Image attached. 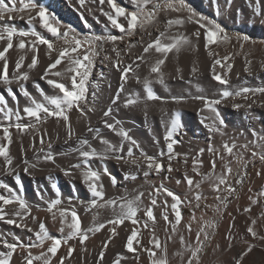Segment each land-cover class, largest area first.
<instances>
[{"label":"bare ground","instance_id":"1","mask_svg":"<svg viewBox=\"0 0 264 264\" xmlns=\"http://www.w3.org/2000/svg\"><path fill=\"white\" fill-rule=\"evenodd\" d=\"M189 1L197 9L210 15L223 29L224 27L232 30L246 29L255 37H264V0H230V2L229 0H215V3L213 0ZM259 1H261L260 9L257 6ZM5 2L8 3L9 0H5ZM36 2L45 6L58 20L59 16L55 10L75 25L89 32H120L117 30L118 28L112 26L108 16L105 15V13H109L114 17L116 16L115 10L107 2L103 5L99 3V0H84L83 5L80 4L79 0H36ZM114 2L128 11H133L130 10L133 8L131 0H114ZM19 6V3H17V7ZM217 6L219 11H217ZM183 14L175 13L172 17H168L170 14L168 16L161 14L152 24L146 25L145 31L142 32L138 28L135 35L126 36L123 41L109 42L105 46L90 81L87 106L83 102L81 103V107L85 109V115L82 116L75 108L67 113L73 130L71 136H69L68 129L62 119L48 117L46 120L36 121L34 118L26 116L23 109L31 104L30 98L23 94L18 83L13 82L10 85L13 95L7 91L9 86L0 82V95L5 97L8 107L13 110H20L21 120L19 122L34 125L27 131L21 132L14 127L17 122L15 116L9 120L3 113H0V144L6 145L8 154L13 161L12 165H5L4 158L0 157V181H3L14 192L22 196L30 210V215L20 210L23 215V219H21V217L12 215L13 212L19 210L18 204L13 203L3 206L8 215L0 220V252L8 251L3 245V240L15 243L17 242L15 238L18 237L20 243L28 244L31 237V241L35 242L34 232L39 231V223L43 221L50 236L61 239L56 254L53 256L48 253L51 264H60L61 257H64L63 264H98V262L99 264H113L117 259H119V264H152L154 259H160L165 255V249L168 264H184L191 252L188 246L190 245L194 249L196 234L192 229L191 232L188 231L187 226L189 223L183 216L182 202H193L196 200L197 193L202 196L217 191L213 184H211L213 189H210L208 180L202 178L203 174L212 171L211 161L213 159L216 160L214 176H218L226 172V164L231 168L238 157L235 153L227 154L221 148L219 149L220 155L207 151L209 143L216 140L218 133L209 132L206 125L212 122L213 114L204 108L201 100L195 99V97L204 95L210 99H219V94L225 88L234 92L245 87L249 89L264 87V43H258L254 38L245 42L242 39L228 37L227 41H220L209 45V48L205 49L203 30H201L200 39L196 40L193 33L199 26L194 23H186L178 30L190 36L195 47H186L178 55L168 54V58L162 66L165 83L156 82V74H152L150 85L153 92L161 99L147 100L143 83L137 82L133 74L134 71L137 72L142 81L145 76L149 75L148 65L160 58V54L155 53L154 50L143 54V46H146L150 39L147 33H152L151 39H154L158 35L156 29L159 28L160 31H163L167 19L188 15ZM21 15H23V18L14 13L11 20L6 16L5 21L0 23L6 22L18 31H31L35 27V30L46 38L50 40L54 38L51 33L42 27L39 18L33 21V24H29L28 14ZM32 15H35V13L33 12ZM117 22L127 28V22L123 17H118ZM68 29L59 25L61 32ZM172 31L175 32L177 29ZM224 34H226L225 30ZM141 36H143V46L136 43ZM24 39L26 41L25 49L17 47L19 37H14L13 48L5 54L8 59L9 76L11 77L13 73L15 62L23 55L25 59L20 71L28 72L29 79L22 81V83L30 96L38 102H43L44 95L50 97L62 95L58 89H54L47 83L46 79H41V77L47 66L55 60L58 54L56 50L64 46L63 41L54 42V50L51 58H49L46 45L37 44V50L34 53L30 50L28 43L34 37H25ZM130 41L136 46L128 51L126 46ZM241 44H243L242 48ZM6 46V40L0 41V51ZM114 47L120 52L119 57L112 50ZM84 49L86 47L83 46L81 52ZM209 51H212L221 59L225 56L229 57L227 61L222 60V63H230L232 65L231 70L221 68L219 65L215 69L216 73L227 78L228 85H220L218 81L213 79L212 64L214 57L208 55ZM141 54L145 55L148 64L136 60V64L140 65L139 69L137 70L135 64L133 65L126 81L123 82L124 91L120 92V99L116 100V104L113 105L112 101L122 84V73L118 70L117 61H119L120 67H123L132 64V61ZM33 55L37 57V66L28 69L27 65L31 62ZM248 60L251 61V64L248 65L249 71H245ZM2 63L3 61H0V65ZM67 66L68 62L65 60L51 71L63 72ZM193 67L197 69L196 72L192 71ZM178 69L179 71H177ZM48 78L64 82L69 87L71 85L68 76L53 77L49 75ZM135 94H139L141 102L135 106L125 107L124 102L128 96H135ZM173 97H183L184 99L181 102H176ZM236 103L242 104L243 107L239 109L233 107ZM248 105H251V107H248ZM109 107H112L113 111L109 117H104L103 112ZM89 108L94 110L88 111ZM216 108L219 111L220 118L224 121L223 131L225 134L233 133L243 137L241 141L239 140L240 143L234 140L238 147L247 144L250 149L253 148L250 156L248 154L250 158L253 157V152L257 153L259 151L261 155H264V147L255 146L256 143L264 145V142H262L264 140H258V137H254L252 134V131L255 130L259 137H264V94L257 93L255 96L249 94L247 100L241 97L226 98L216 105ZM145 109L147 115H145ZM174 112L179 113V123L181 125L178 133L174 135V139L178 143L173 145L174 152L179 155L172 159L173 171L169 173L166 171L168 141L165 137L171 127L170 117ZM105 119L109 122L119 121L117 128L126 130L131 139L137 142L138 147H133V156L128 158L129 162L124 163L112 158L101 160L94 157L89 160L87 166L82 165L81 169H71V174L65 175L61 168L69 169L70 165L79 163L83 159L79 155V150H90L87 145L79 143L80 139H87L91 147L96 148L97 151H102L104 148L99 139H93L95 133L87 132L89 124L92 128L99 130L100 137L113 144H119L123 140L116 132L105 126L103 122ZM10 124L13 126L9 127ZM4 127L9 128L10 144L8 140L3 138ZM45 133L47 134L45 135ZM41 140H43V143H41ZM123 142L124 154H126L127 148L131 145L130 141ZM230 142L228 143L231 144ZM49 144L51 147H49ZM202 148L205 151L200 154L199 150ZM141 151L148 156L155 157L164 164L165 170L159 174L152 170L145 177L143 173L148 170L147 162L141 156ZM46 153L53 155L55 163L44 160ZM220 156H223V159H220ZM25 159L30 164H37V167L29 168L28 172H25L23 163ZM133 159L137 161V164L131 163ZM185 159L187 160L186 163ZM194 160L196 161L195 164ZM57 165L60 167H57ZM87 167L101 173L107 167L108 172L116 178L117 183L113 186L108 175L101 176V182L105 190L104 200L124 196L132 198L139 192L144 193L139 204V211L134 218L138 223L133 224L131 220H125L122 224L116 226L117 234L113 236L110 229L114 226L107 223V221L115 218L116 212L119 210L118 205L116 212L113 211L112 207L101 208L99 206L89 211L85 210L92 197L80 173L81 170H86ZM194 167L200 175L197 174V171H193ZM9 168L14 169V172L10 173ZM126 173L134 174L137 178L135 180H125ZM17 175L19 176V182L16 179ZM185 176L193 180L191 186L187 184ZM177 181H180V183H177ZM53 184L56 185L55 189L52 187ZM161 184L181 200L178 209L181 212L182 219L175 226V232H173L175 214L170 207L173 203L172 198L168 197L163 191L158 195L154 194L153 197H149V193L154 191L153 186L158 188ZM197 184L199 187H197ZM242 189L241 199H237V204L226 210L215 239L200 264H237L239 254L246 250L249 245L253 246L252 251L243 259L241 264H261V262H264V239L260 238L264 237V162L255 166L249 172ZM57 190L59 191V197L57 196ZM0 194L9 195L3 188H0ZM57 198L61 200V204L53 209V212L56 213V218L53 219L52 213L47 211L48 203L46 201ZM152 198L157 200L156 206L151 205ZM165 200L168 202L167 210L163 206ZM98 203H103V201ZM149 207H152L155 223L145 215V210ZM73 208L80 219L82 230L93 226L94 216H96V224H105L104 228L98 232H88V239L84 241V244L79 243L78 236L68 240L67 243L63 242V238L70 231L66 224L71 223V215L69 214L66 217L64 231L61 232L62 225L59 210L67 209L70 213ZM246 209L250 210L246 211ZM164 214L168 215L170 223L163 219ZM33 216L37 218L35 221L32 219ZM10 218L15 219L19 224L27 225V227H17L16 224L6 223ZM243 218L248 219V222L251 219L256 221L255 224L251 222L253 230L257 233L256 237H253L247 231L248 225H246V222L242 223ZM144 222H147V227L144 226ZM28 228H32L34 231L29 232ZM133 230L137 232V237L133 241L134 251H128L126 247L127 237L131 235ZM181 235L184 236V243H181ZM110 237L111 240H109ZM154 238H158L160 241L161 247L159 249L153 243ZM105 243L108 246L103 249L105 255L103 260H100L99 253ZM51 244L52 240H47L44 242L43 248L33 247L28 250L34 256L39 255L41 251H46ZM69 248L73 249L71 255L68 254ZM149 249L154 251L156 255L152 256L148 251ZM28 250L17 247L11 257L10 264H27L24 257L27 255ZM32 264H42V262L33 260Z\"/></svg>","mask_w":264,"mask_h":264},{"label":"snow or ice","instance_id":"2","mask_svg":"<svg viewBox=\"0 0 264 264\" xmlns=\"http://www.w3.org/2000/svg\"><path fill=\"white\" fill-rule=\"evenodd\" d=\"M80 4H84V0H79ZM105 2L115 10L116 16H112L109 13H105V15L108 16V19L111 21V24L113 27L118 28L121 33H124L126 36L131 37L135 35L136 29L139 28L142 32L145 31V27L147 24H152L156 20V14L163 10L165 12L172 11L179 13L181 11H185L188 13L186 17L177 16L176 18H169L165 22L164 30L160 31L159 28L156 29L158 32V35L155 36L154 39H151L152 33H147L149 36V42L146 46H143V36L140 37V40L136 43H139L143 46V54L149 53L150 50H154L155 53L160 54V58L156 59L154 63L149 64V75L145 76L143 80L141 81L140 76L137 72L134 71V78L137 80V82H141L144 85V90L146 92V99L147 100H159L161 99L159 96H157L154 92L152 87L150 86L152 83V74H156L155 79L156 82L160 84H164V73L162 72V66L165 64L166 59L168 58L169 53L179 54L183 49L186 47H195L192 42V38L183 32H180L178 29L182 28L186 23H194L198 25V29L193 33V36H195L196 40L200 39L201 36V30H203V37L205 40V49L209 48V45L216 44L220 41H227L229 38L226 34H224V29L216 23L214 20L209 19L203 15H200L196 13L191 7H189L184 0H165L164 4L162 5L160 3V0H131V3L135 10L128 11L126 8L119 6L117 3L114 2V0H99V3L103 5ZM215 3V0H213ZM230 2V0H229ZM17 3H19V7H17ZM151 4L152 9L150 11H146V7ZM217 11H219V7L217 6ZM35 13V15H32V13ZM20 15V18H23V15L21 14H28V23L33 24V21H36L37 18H39V23L42 25L43 28H45L49 33H51L52 37H55L56 40H62L63 41V47L60 49H57V56L55 60L50 63L47 68L44 71L43 76L41 79H46L47 83L51 85L54 89H58L59 93H62V95H55V96H43V102H38L35 98H32L28 91L24 89L22 81H27L29 79L28 72H21V67L23 64V61L25 59V56L21 55L19 59L15 62V67L13 70V73L11 77L8 74V59L6 58V53L9 51V49L13 48V38L19 37V43L17 47L19 49H25L26 47V41L25 37H34L31 41H29V47L30 50L34 53L37 50V44L46 45L48 49V55L49 58H51L52 52L54 50V42L45 36L41 35L39 32L35 30V27L31 31H18L14 26H11L9 24L0 23V41L6 40L7 46L3 48L2 51H0V61H3L2 65H0V82H2L4 85L9 86L7 88V91L10 94L12 93V89L10 85L13 82H16L19 84L21 90L23 91V94L26 97H29L31 100V104L29 106H25L23 109V112L26 116L34 118L36 121L46 120L48 117H57L59 119H62L65 122L66 128L68 129V134L71 136L73 134V130L71 128V124L69 123V116L67 113L74 108L83 116L85 115V109L84 107H81V103L83 102L85 106H87V97L86 93L88 91L87 84L89 81V76L91 74V70L93 67V57L97 55L95 51V46L98 42H113L115 43L117 40H124V36H114V35H108L106 37L102 36H95V35H86L83 37H78L74 30L69 27L67 31L61 32L59 30V20L58 18L50 13L48 9L37 3L36 0H9L8 3L5 2V0H0V22L5 21V17L9 20L13 18V14ZM118 17H123L124 20L127 22V28L121 23L117 22ZM56 26H53V25ZM173 29H177V31L173 32ZM243 41H248L247 36H243ZM84 45H87L88 47L81 52V49ZM136 44L132 43L131 41L127 44L126 48L128 51H130L133 47H135ZM243 47V44H241V48ZM114 52H116L117 57H119L120 52L114 47L112 49ZM141 54L140 56H137L133 61L132 64L120 67L119 61H117V67L118 70L122 73L121 75V87L119 92H117L115 99H113L112 104H116V100L120 99V92L124 91V84L123 82L126 81L128 77V73L130 70L133 69V65L135 64L136 69L138 70L140 65L136 64V60H140L142 63L148 64V61L145 57V55ZM209 56L214 57V62L212 64V70H213V79L218 81L220 85H228L229 81L227 78L222 77L220 74L216 73L215 69L217 65H219L221 68H227L228 70H231L232 65L230 63H222L223 61H227L229 59L228 56L221 58H218L216 54H214L212 51L208 52ZM67 61L68 66L64 69L63 72L61 71H51L52 69H56L58 65L62 63V61ZM38 60L36 55H33L31 58V62L27 65L28 69H33L37 66ZM251 64V61L248 60L246 62L245 71H249L248 65ZM179 71V69L177 70ZM193 72H196L197 69L193 67ZM49 75L53 77H62V76H68L71 85L66 86L64 82H59L55 79H49ZM257 93L264 94V87L256 88V89H249V88H242L237 91H229L227 88L222 90V92L219 94V99H210L207 96L200 95L195 97V99L201 100L204 104V108L207 109L212 115V122L210 124H207L206 127H208L210 133H219L221 136L225 135V132L223 131L224 121L220 118L219 111L216 108V105L220 104L224 99L230 98V97H241L244 100L249 99V94L252 96H255ZM43 95V93H42ZM184 98L183 97H173V100L176 102H181ZM140 96L139 94H135V96L129 95L126 101L124 102V106H135L139 104ZM255 102V101H253ZM233 107L239 109L243 107L242 104L236 103L233 105ZM248 107H251V105H248ZM94 109L89 108L88 111H93ZM113 111L112 107H109L107 110L103 112L104 117H109ZM203 111V109H202ZM0 113H3L5 117L9 120L13 116L16 118V123L14 124V127L21 131H27L30 127H34V125L31 124H23L19 121L21 120L20 110L16 109L13 110L12 108L8 107L7 102L5 100V97L3 95H0ZM44 114L43 116L41 114ZM145 115H147V111L145 109ZM171 119V127L168 129L166 134V141L167 148H168V154L167 159L168 163L166 166L167 172H172V164L171 161L175 156H178V153H175L173 150V145L178 143L177 140L174 139V135L178 133L181 125L179 123V113L174 112ZM218 121V124H217ZM104 124L109 129L116 132L117 135L121 136L123 140L119 144H113L110 141L102 138L99 136V130L94 129L90 126L87 127V132L89 133H95L93 136V139H99L100 143L104 145V148L102 151H97L96 148L91 147L89 144V141L87 139H80L79 143L81 145H87L90 150L84 151L79 150V155L83 159L76 164H72L69 166V169L61 168V171L64 172L65 175L71 174V169H81V166H87L89 160L92 158H99L101 160H107L109 158L115 159L117 161H123L124 163H128V158L133 156V147H138V144L135 140H132L129 136L128 132L124 130L123 128H117V125H119V121L109 122L107 119H105ZM203 122V121H202ZM13 125H9L11 127ZM4 133V139L8 140V143H11V138L9 134V128L4 127L3 128ZM47 133H45L46 135ZM252 134L254 137H258V140H264V137H259L258 134L255 132V130L252 131ZM123 141H130V145L127 148V152L125 153L124 148V142ZM41 143H43V140H41ZM256 147H264V145H261L260 143H256ZM49 147L51 145L49 144ZM240 147L247 148L248 145H240ZM222 148L227 154H233V150L237 148V144L235 141H233L231 144H229L227 141H225L222 145ZM205 151V149H200L199 152L202 154ZM207 151L210 153H215L217 155H220V150L214 148L211 144L209 145ZM253 156L257 155V153L253 152ZM163 155V153H162ZM141 156L144 157L145 161L147 162V169L144 171V176L147 177L150 173V171L155 170L158 174L161 171L165 170V165L159 162L155 157L148 156L146 153L141 151ZM0 157L4 158L5 165H12V158L9 156L7 147L4 144H0ZM220 159H223V156H220ZM261 159L264 160V155L261 156ZM45 161H51L52 163H55V159L51 153H46L44 155ZM187 160L185 159V163ZM25 167L24 171L28 172L29 168H36L37 164H30L26 159L23 161ZM132 164H137V161L135 159L131 160ZM196 161L194 160V164ZM202 164V162H200ZM212 171L203 174L202 178L205 180H212L213 178L218 181V184L214 185L215 190L219 191V185L226 184V177L227 174H230L232 169L225 165L226 172L222 175L214 176V170L216 168V160L213 159L211 161ZM57 167H60L57 165ZM8 171L14 172V169L9 168ZM193 171H197V169L194 167ZM81 176L83 178V182L87 185L88 191L91 194V201L86 207V211L91 210L92 208H95L97 206L103 208V207H112L113 211L116 212V207L118 205V212H116V216L114 219L107 221V223L112 224L114 227L110 229L113 236H115L116 233V226L119 224H122L125 220H131L133 224L138 223L136 219H134L137 215V212L139 211V204L141 202V198L143 197L144 193L139 192L137 195H135L132 198H128L127 196L119 197V198H113L104 200L105 196V190L104 185L101 182V176L102 175H108L111 180V184L113 186L116 185L117 181L114 176L111 175V173L108 172L107 167L103 169V172L94 171L91 169V167H87L86 170H81ZM197 174L200 175V173L197 171ZM259 175V173H257ZM137 177L134 174L126 173L124 176L125 180H135ZM17 182H19V176H16ZM185 179L187 181V184L191 186L193 184V180L187 176H185ZM177 183H180V181H177ZM237 183H242V180H237ZM52 187L55 189L56 185L53 184ZM197 187L199 185L197 184ZM0 188L5 189L8 192V196H5L3 194H0V201H2V205H0V220H3L5 215H8L4 211V205H10V204H18L19 210L12 213L13 216H18L23 219L22 212L20 210H23V213H26L30 215V210L28 208L27 203L22 198V196L18 195L16 192H14L7 184H5L3 181H0ZM154 191L149 193V197H153L154 194L158 195L161 191L167 194L168 197L172 198L173 203H171L170 207L173 210L175 214V224H173V232H175V226L178 225L182 219L181 212L178 209V205L181 203V200L178 196H176L172 191L168 190L167 188H164L161 184L158 188L153 186ZM227 190L229 192L234 191L235 189L228 186ZM57 196L59 197V191L57 190ZM196 200L199 201L201 199V196L199 193L196 194ZM43 199V197H42ZM217 199H220L217 197ZM99 201H103V203H98ZM118 201H120L118 203ZM48 203L47 211L52 213L53 219L56 218V213L53 212L54 208H57L58 205L61 204V200L59 198L46 201ZM151 205L156 206L157 200L155 198L151 199ZM163 206L165 210H167L168 202L165 200L163 202ZM250 209H246V211H249ZM59 214L61 217V229L60 231H64L65 221L66 217L70 214L71 215V223H67L66 226L70 229L68 235L63 238V242L67 243L68 240L74 239L77 236L79 237V243L84 244V241L88 239V232H98L100 229L104 228V223L96 224V216L93 218V226L87 228L86 230L81 229V222L79 217L77 216V213L75 209L73 208L70 213L67 209H60ZM145 215L148 217L149 220H151L153 223H155V216L153 214L152 207H149L145 210ZM33 221H35L37 218L32 217ZM163 219L166 222H169V218L167 214L163 215ZM193 219L195 217L193 216ZM8 224H16L17 227H27V225H22L16 222L15 219H8L6 221ZM170 223V222H169ZM208 226H213L214 221H208L206 222ZM253 224L256 223L255 220L252 221ZM144 226L147 227V222H144ZM188 231L191 232V224L187 226ZM29 232H33L34 230L32 228L27 229ZM247 231L251 233L253 237H256L257 233L253 230L251 226L248 227ZM204 232V228L202 227L200 231L196 233V239L199 242L201 233ZM35 235V242L31 241V237L29 238L30 243L23 244L19 242V238H15L17 242L15 243H9L7 240H3V245L5 248L8 249L7 252H0V264H10L11 257L13 253L16 251L17 247L23 248V249H31L33 247L37 248H43L44 242L47 240H52V244L50 247L46 249V251H41L39 255H33L30 250L27 251V255L24 257V259L27 261V264H32L33 260L41 261L42 264H51L50 257L48 256V253H51L53 256L56 254L57 249L59 248L61 244V239L50 236L49 232L47 231L45 224L43 221L39 223V231L34 232ZM137 237V232L133 230L131 232V235L127 237V243L126 247L128 251H134L133 249V241ZM205 239H207V233H204ZM261 239H264V237H260ZM111 240V237L109 238ZM181 243H184V236L181 235L180 237ZM153 243L155 244V247L159 249L161 247L160 241L158 238H154ZM107 243L102 245V250L99 253L100 260H103V257L105 255L104 250L107 248ZM189 250L191 251V258L188 260V264H192V258H196L197 264H199V256L198 253L202 251L201 247H196L195 249H192L189 245ZM253 246L249 245L246 250L242 251L237 259V264H241L243 259L248 256V254L252 251ZM73 251L72 248H69L68 254L71 255V252ZM152 256H155L156 253L152 250H148ZM64 257L60 258V264H63ZM99 264V262H98ZM113 264H119V259L115 260ZM152 264H168L167 258H166V249H165V255L160 259H154L152 261ZM261 264H264V262H261Z\"/></svg>","mask_w":264,"mask_h":264},{"label":"rangeland","instance_id":"3","mask_svg":"<svg viewBox=\"0 0 264 264\" xmlns=\"http://www.w3.org/2000/svg\"><path fill=\"white\" fill-rule=\"evenodd\" d=\"M164 2H165V0H160V3L162 5L164 4ZM184 2L189 7H191L196 13L203 15L209 19L212 18L210 15H207V14L203 13L202 11H200L199 9H197L189 0H184ZM260 2L261 1L257 2L258 3L257 6L259 7V9L261 8ZM151 9H152V5L149 4L145 10L150 11ZM130 10H135V9L133 7ZM260 11H259V13H260ZM55 12L59 16V25L62 28L71 27V29L74 30L75 34L78 37H83L86 35H95V36H102V37H106L108 35H114V36H118V37L119 36L126 37V35L124 33L117 32V31H113V32H109V33H99V32H95V33L93 32L92 33V32H89V31L84 30L81 27L75 25L72 21H70L68 18H66L64 15H62L60 12H57L56 10H55ZM175 13L176 12H172L170 10L167 12L161 10L156 14V18L161 14H165L166 16H168V14H170V16H168V17H172L173 15H175ZM179 13L180 14L184 13L183 15L188 14L185 11H181ZM212 20H213V18H212ZM117 30H119V29H117ZM224 30L226 32V35L231 39H233V38L240 39L243 36H247L249 38L248 40H251L252 38H254L256 42L264 43V37H255L254 35H252V33L249 30H246V29L232 30V29H228V28L224 27ZM52 41L55 42L58 40H56V38L54 37L52 39ZM59 41H62V40H59ZM108 43H109V41H105L102 43L98 42L95 46V51H96L97 55H95L93 57V67H92L91 74L89 76V81L87 84L88 91L86 93V97H88L89 88H90V81L92 79V76L94 75L93 72L95 71V67L97 65L98 59H99L103 49L105 48V46ZM84 47L87 48L88 46L84 45ZM242 139H243V137H240L238 134L229 133V134H225V135L221 136L218 133L216 136V140L211 141L209 143V145L211 144V145H213L214 148L223 149L222 145L225 141H228V142L231 141L230 143H232L234 140L235 141H239V140L241 141ZM240 141H239V143H240ZM262 142H264V141H262ZM239 147L237 146V149H234V151H233V154L234 153L237 154L238 157L236 156L237 159L235 160V163L231 167V169H232L231 173L227 174L226 184L220 185L219 191H215L214 193L204 194L201 196V199L199 201L194 200L191 203L182 202V207L184 208L183 209V216L188 221V223L191 224V229L194 231V233L196 234L198 231H200V229L202 227L204 228V232H202L201 236H200V241L199 242L197 241L196 235H195V239H194V241H195L194 249L196 247L202 248V251L200 253H198L199 264L202 261L203 257L205 256V254L209 251V249L213 243V240L215 239V236H216V233L219 229V226L221 225V223L223 221L226 210H228L229 207L231 208L232 205H233L232 207H234L235 204H237L238 200L241 199L242 193H243L242 187H243V184L246 182V179H247L249 172L255 166L264 162V160L261 159L262 155L259 153V151L257 152V155L250 158L249 156H250L253 148L250 149L249 147H247V148L243 149V150H245V152H243V150H242L243 147L241 149ZM250 147H251V145H250ZM238 149H240V150H238ZM248 154H249V156H248ZM237 180H242V183H237ZM217 182L218 181H216L215 179L208 180V184L211 187L210 189H213L211 184H213V187H214V185ZM228 186H230L231 188H233L235 190L232 192H229L227 190ZM217 197H219L220 199H217ZM2 203L3 202L0 201V205H2ZM193 216L195 217V219H193ZM242 220H243L242 223L246 222V225H248V227L249 226L252 227V225H253V224L251 225V222L253 221L252 219L249 222H248V219H246V218H243ZM208 221H214V225L208 226L206 223ZM204 233H207V239H205ZM189 258H191V252L189 253L184 264H188ZM192 264H197L196 258H192Z\"/></svg>","mask_w":264,"mask_h":264},{"label":"trees","instance_id":"4","mask_svg":"<svg viewBox=\"0 0 264 264\" xmlns=\"http://www.w3.org/2000/svg\"><path fill=\"white\" fill-rule=\"evenodd\" d=\"M245 175H246V174H245ZM245 175H244V176H245Z\"/></svg>","mask_w":264,"mask_h":264}]
</instances>
